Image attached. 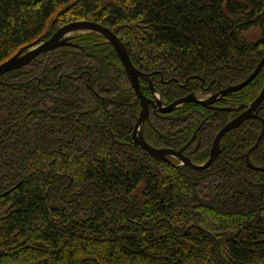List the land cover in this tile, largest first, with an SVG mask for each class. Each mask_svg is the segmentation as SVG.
<instances>
[{
	"label": "trees",
	"instance_id": "obj_1",
	"mask_svg": "<svg viewBox=\"0 0 264 264\" xmlns=\"http://www.w3.org/2000/svg\"><path fill=\"white\" fill-rule=\"evenodd\" d=\"M81 20L113 30L166 105L236 84L264 57V0H0V64ZM71 41L0 76V264H264V171L252 167L264 138L249 152L264 99L208 167L158 159L135 143L140 98L113 45ZM263 85L264 67L223 99L232 110L150 107L143 136L203 163Z\"/></svg>",
	"mask_w": 264,
	"mask_h": 264
},
{
	"label": "water",
	"instance_id": "obj_2",
	"mask_svg": "<svg viewBox=\"0 0 264 264\" xmlns=\"http://www.w3.org/2000/svg\"><path fill=\"white\" fill-rule=\"evenodd\" d=\"M81 31H92L96 32L100 35H102L107 42L113 45L114 49L116 50L120 60L122 61L127 74L130 78V81L132 83L133 88L136 91V94L140 98L141 101V113L139 116V119L137 123L135 124L134 131H133V136L135 139V143L141 145L144 149L148 150L154 157L160 158V159H165L170 161L169 157L170 155L176 156L181 160V164H188L192 166L195 169H204L208 167L219 155L221 149H220V142L224 135L232 130L233 128H236L239 126L243 121L253 118V117H258V114L256 113L257 108L260 106L264 99V86L258 96L251 102L250 105L247 104H242L240 107H245L246 109L242 111L238 116L230 120L227 124L224 125V127L218 132V134L215 137V141L213 143V147L210 152V157L209 159L204 163V164H195L193 161L185 156L182 151H176L174 149H167V148H156L153 147L151 144H149L144 136L141 133L142 129V124L145 120V118L149 114V105L152 104L154 108H159L160 111L167 112L175 109L179 105L187 102V101H196L199 102L203 105L209 104V102H212L215 97H212L211 99H199L196 95L194 94H189L183 98H180L173 103H171L168 106L163 105L162 97L159 94L157 96L155 92V88L153 87L152 83L150 82L151 89L153 92V98H149L143 94L140 88V77L146 78L147 80L149 79V75L147 73H144L137 69L130 57V53L125 46V44L122 42V40L108 27H105L99 23H95L89 20H81V21H75L68 23L62 27H60L51 37L47 39H43L42 37L39 38L37 41L30 43L24 47H22L16 54L5 60L0 64V76L13 70V69H18L22 67L23 65L31 62L35 56L38 54L48 51L50 49L60 47V46H65V45H73L71 39L73 38L72 34L74 32H81ZM264 66V57L260 60L258 63L256 69L243 81L230 85L226 87L225 89L222 90V95L238 91L248 85L254 78L255 76L259 73L261 68ZM264 138V125L262 132L260 136L257 139V142L255 145L249 150V152H252L255 150L259 144L260 141ZM249 155V154H248ZM248 163L250 166L252 164L249 162V157H248ZM253 168L257 170L264 171V167H255L252 166Z\"/></svg>",
	"mask_w": 264,
	"mask_h": 264
},
{
	"label": "flooded vegetation",
	"instance_id": "obj_3",
	"mask_svg": "<svg viewBox=\"0 0 264 264\" xmlns=\"http://www.w3.org/2000/svg\"><path fill=\"white\" fill-rule=\"evenodd\" d=\"M264 67V66H263ZM227 87V86H226ZM226 87H224V88H226ZM224 88H221L220 90H218V91H215V92H206L205 94H201L200 96H203V97H205V96H207L208 94L207 93H209V95H212V97H215L214 99H213V101L212 102H209V104H207V105H205V106H208V107H211V108H215V109H219V110H232V108H231V106H230V104H224L223 103V99H225L226 98V96L229 94H225V95H222V90L224 89ZM196 93H197V91H196ZM188 95V94H187ZM186 96V95H185ZM185 96H182V97H179L178 99H180V98H183V97H185ZM178 99H176V100H178ZM176 100H174V101H176ZM173 101V102H174ZM196 103H199V102H196ZM221 103H223V104H221ZM171 103H169L168 105H170ZM199 104H201V103H199ZM152 108L154 111L155 110H157L156 108H154V106L152 105V104H150L149 105V108ZM258 109V108H257ZM237 110H241V108L239 107V108H237ZM158 111V110H157ZM163 112V111H162ZM168 112V111H167ZM149 114H150V112H149ZM149 114H148V116L146 117V118H148L149 117ZM145 118V119H146ZM223 128V127H222ZM221 128V129H222ZM220 129V130H221ZM219 130V131H220ZM134 131V130H133ZM218 131V132H219ZM218 134V133H217ZM226 135V134H225ZM224 135V136H225ZM163 148H165V147H163ZM167 149H174V150H180V149H175V148H172V147H166ZM183 154H185L184 153V150H183Z\"/></svg>",
	"mask_w": 264,
	"mask_h": 264
},
{
	"label": "rangeland",
	"instance_id": "obj_4",
	"mask_svg": "<svg viewBox=\"0 0 264 264\" xmlns=\"http://www.w3.org/2000/svg\"><path fill=\"white\" fill-rule=\"evenodd\" d=\"M103 3L108 4L110 2H113L114 0H101ZM247 38L250 40H258L261 36L260 29L255 27L252 28L248 33H246Z\"/></svg>",
	"mask_w": 264,
	"mask_h": 264
}]
</instances>
